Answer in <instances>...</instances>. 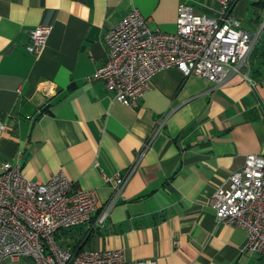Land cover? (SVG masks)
<instances>
[{"label": "crops", "instance_id": "0c3cea01", "mask_svg": "<svg viewBox=\"0 0 264 264\" xmlns=\"http://www.w3.org/2000/svg\"><path fill=\"white\" fill-rule=\"evenodd\" d=\"M180 4L221 14L214 0H0V174L5 163L33 182L62 173L95 190L98 213L113 176L163 120L105 225L60 234L62 246L119 250L126 263L264 264L247 251L243 229L216 223L211 204L247 155L264 154V0H236L231 12L243 30L259 32L248 58L255 87L240 76L216 85L170 68L131 109L91 79L105 58V34L122 18L137 10L150 30L174 33ZM37 26L51 32L32 55L28 33Z\"/></svg>", "mask_w": 264, "mask_h": 264}, {"label": "built area", "instance_id": "2783aa9c", "mask_svg": "<svg viewBox=\"0 0 264 264\" xmlns=\"http://www.w3.org/2000/svg\"><path fill=\"white\" fill-rule=\"evenodd\" d=\"M214 2L221 7L217 19L197 15L190 5L180 4L174 33L150 30L146 19L133 10L105 34V58L91 79L101 81L113 101L131 109L138 108L152 78L170 68L178 69L184 77L204 78L216 85L240 76L255 87L248 58L259 40V32L243 30L239 20L231 15L236 0ZM263 28L264 23L260 31ZM50 32L49 26L30 30L26 51L39 54ZM163 123H156L135 162L113 176V194L98 213L95 190L80 189L62 173L44 183L33 182L26 179L18 165L3 164L0 264H157L153 259L126 263L119 250H73L60 245L58 236L73 228L85 226L87 231H93L105 225L121 190ZM211 204L216 223L243 229L247 251L264 259V154L247 155L242 168L214 192Z\"/></svg>", "mask_w": 264, "mask_h": 264}, {"label": "trees", "instance_id": "16d2710c", "mask_svg": "<svg viewBox=\"0 0 264 264\" xmlns=\"http://www.w3.org/2000/svg\"><path fill=\"white\" fill-rule=\"evenodd\" d=\"M263 33H264V28H263ZM259 50H260V53H259L258 57H260V59L264 62V44L262 45L261 49H259ZM58 238H59V236H58ZM72 249L75 250V249H77V247H74ZM79 250H81V249H79Z\"/></svg>", "mask_w": 264, "mask_h": 264}, {"label": "rangeland", "instance_id": "374dc122", "mask_svg": "<svg viewBox=\"0 0 264 264\" xmlns=\"http://www.w3.org/2000/svg\"><path fill=\"white\" fill-rule=\"evenodd\" d=\"M76 228H73V229H70V230H65V231H63V232H61V234L63 235V234H66V233H68L69 231H72V230H75ZM61 235V236H62ZM64 236V235H63ZM58 243L59 244H63V243H65L66 244V242H64V240H63V238L61 239V241H59V239H58Z\"/></svg>", "mask_w": 264, "mask_h": 264}]
</instances>
